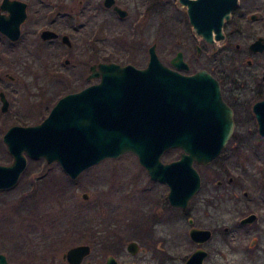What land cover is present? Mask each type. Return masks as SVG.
I'll use <instances>...</instances> for the list:
<instances>
[{"label": "flooded vegetation", "instance_id": "flooded-vegetation-1", "mask_svg": "<svg viewBox=\"0 0 264 264\" xmlns=\"http://www.w3.org/2000/svg\"><path fill=\"white\" fill-rule=\"evenodd\" d=\"M15 1L25 4L26 17L20 25L17 40L12 41L0 32L5 46L11 48L20 43L21 28L27 23V9L32 5L30 3L34 6L31 23L35 29L32 39L23 44V52L17 53L15 61L9 65L23 78H30L33 86L37 85V81L48 84L53 81L66 82L59 88L79 83V47L75 50L72 48V41L79 42V23L68 21V16L61 7L63 0L61 3L60 0H29L30 3ZM240 1L242 0H237L229 19L225 20L221 27L222 38H216L212 32L211 40L207 41L194 33L186 7L178 0L176 2L180 11L177 13L183 12L186 16L185 19L175 17L171 22V42L176 49L175 55L181 52L187 65V69L175 70L187 75L197 72L189 73V65L184 59L183 51L194 46L196 54L199 55L207 48L210 51L206 57L207 69L200 70H206L217 81L221 103L231 112V132L220 154L206 165L193 164L197 171L201 168L210 169L211 165L214 168V176L209 177L206 182L203 183L200 177V188L195 195L204 191L202 203H188L185 209L173 207L168 202V188L165 184L152 181L146 172L145 176L139 172L136 175L134 172L129 173L126 176L124 214L127 242L122 239L117 241L119 236L115 234L117 249L108 253H91L90 248V253L84 255L80 262L77 261L78 264H185L197 249L205 253L202 264H240L235 256L237 253L243 254L244 258L255 257V262L258 261V255L264 253V170L252 174L239 163L244 159L248 165L253 166L256 159L260 158L258 148L264 143L258 119L264 110V0H245L248 7L253 9L246 7L238 12ZM3 2L4 0H0V15L7 17L9 11L1 8ZM159 3L162 8L163 0H159ZM115 4L119 6L116 0ZM106 9L114 12L112 7ZM115 15L117 16L116 13ZM76 17L79 18V11ZM43 31H50L56 36L43 39ZM64 37L67 38L66 41ZM5 54L6 52L0 54V94L7 100L8 107L5 111L2 110L0 97V151L2 148L5 151L0 160L5 159L2 165H9L13 157L3 142L6 131L15 126L27 127L41 123L53 105L43 112L41 106L38 108L34 105L25 106L21 113H10V99L2 76ZM71 64L74 65L71 72L62 75ZM4 75L8 81H15L14 76ZM77 91L79 88L64 94L58 93L54 104L62 96ZM53 97L50 93L49 98L53 100ZM218 109L222 111L220 107ZM24 116L29 119L37 116L40 120L23 121L24 119L20 118ZM179 157L180 153L171 161ZM218 157L223 159L222 164L214 167ZM25 158L26 167L17 183L11 188L0 190V193L15 189L20 179L25 176L30 163H46L43 158H30L27 155ZM43 167L38 166L30 173L27 180L25 179L26 186L23 189L29 188L34 192L37 188H45L63 194L79 177L78 175L70 178L61 169L59 170L62 174L57 175L42 169ZM156 189L160 190L159 194ZM146 194L154 200L153 203L145 202ZM181 219L186 221L184 244L180 239ZM191 228L207 230L210 237L203 242L192 241L189 237ZM131 242L136 244L133 252L127 250V244ZM184 245L186 248L181 250ZM124 246L126 253H121ZM65 252L58 257L55 253H50L45 264H73ZM229 255L232 256L228 257ZM0 256L4 258V262L0 264H35L34 253H0ZM74 261L76 262V259Z\"/></svg>", "mask_w": 264, "mask_h": 264}, {"label": "water", "instance_id": "water-1", "mask_svg": "<svg viewBox=\"0 0 264 264\" xmlns=\"http://www.w3.org/2000/svg\"><path fill=\"white\" fill-rule=\"evenodd\" d=\"M178 2L186 7L194 33L207 41L212 32L222 38L221 27L237 5V0ZM103 4L112 7L121 19L128 15L115 0H104ZM1 8L8 10L9 16L0 15V32L15 41L26 17L25 4L4 0ZM55 36L42 32L43 39ZM175 68L187 69L182 53L178 52L167 66L159 59L155 44L148 48V62L143 68L115 62L91 65L87 80L97 78V83L61 97L41 123L6 131L3 142L13 161L0 164V190L17 183L26 167L25 155L57 163L75 178L105 159L131 153L152 181L168 187L170 205L185 209L200 188V176L193 164L206 165L220 154L232 121L231 112L221 103L217 81L206 70L187 75ZM0 97L5 111L8 102L3 94ZM258 119L264 135V110ZM170 149L181 150L179 159L162 162L163 153ZM189 237L203 242L210 233L191 228ZM135 247L134 242L127 244L130 252ZM65 253L70 262L78 264L90 253V247L81 244ZM204 257L205 253L197 249L185 264H202Z\"/></svg>", "mask_w": 264, "mask_h": 264}, {"label": "rangeland", "instance_id": "rangeland-1", "mask_svg": "<svg viewBox=\"0 0 264 264\" xmlns=\"http://www.w3.org/2000/svg\"><path fill=\"white\" fill-rule=\"evenodd\" d=\"M23 1L30 3L29 0ZM148 1L116 0V3L128 12L127 17L120 19L103 6V0H63L61 7L68 16V21L79 23V42L72 41L74 50L79 47V83L62 88L59 86L66 83L62 80L49 84L37 81L35 82L37 85L33 86L30 78H23L9 65L10 62L15 61L17 53L23 52V44L32 39V32L35 29L31 23L34 6L30 3L32 5L27 9V23L21 28L20 43L7 48L4 40L0 38V54L6 52L3 57L2 76L10 99V113L14 111L21 113L25 106L34 105L38 108L41 106L43 112L54 104L55 96L60 93L64 94L78 88L80 90L89 84L97 83V78L87 80L89 68L93 64L116 62L143 68L147 65L148 48L152 44L156 46L159 59L170 66V60L176 53L171 42V22L178 16L185 19L186 15L183 12L177 13L179 8L176 0H163V9L159 2L155 5L150 1L148 6ZM141 2L147 3V9ZM239 5L238 12L246 7L253 9L248 7L245 0L240 1ZM78 11L79 18L76 17ZM183 52L184 59L189 65V73L207 69L206 57L210 52L207 48H204L199 55L196 54L194 46ZM73 67V64L68 66L62 75L69 74ZM4 74L14 76L15 81H8ZM50 93L54 96L53 100L49 98ZM32 118L24 116L20 119L29 122L39 119L37 116ZM258 150L260 158L256 159L253 166L248 165L244 159L239 161L245 170L249 169L248 172L252 174L264 170V143ZM179 153V149H170L163 153L162 161L169 162L177 158ZM4 154L2 148L0 157ZM218 158L214 167L222 164L223 159ZM4 162L5 159L0 160V164ZM38 166H44L42 169L50 170L51 173L62 174L60 167L55 163L46 164L44 161L30 163L17 187L0 193V253H34L35 264H45L50 253H55L58 257L67 249L77 245H89L91 253H108L117 249L115 245L118 240L127 242L124 218L127 171L132 167L135 175L139 172L145 176V171L133 154L126 153L118 158L99 162L82 172L71 188L67 186L69 190L63 194L45 188H37L34 192L29 188L23 189L26 186L25 179L27 180L30 173ZM210 167V169H198L203 183L214 176L213 165ZM105 176L108 179L104 180ZM156 190L159 194L160 190ZM84 194L86 199L83 198ZM203 195L204 191H200L190 199L189 204L202 203ZM185 228L186 221L181 219L180 239L183 244L186 242L183 234ZM115 234L119 236L117 241ZM185 248L186 245L181 247V250ZM121 251L126 253L125 246ZM235 256L240 264H264V253L258 255L257 262L255 257L244 258L243 254L238 253Z\"/></svg>", "mask_w": 264, "mask_h": 264}, {"label": "bare ground", "instance_id": "bare-ground-1", "mask_svg": "<svg viewBox=\"0 0 264 264\" xmlns=\"http://www.w3.org/2000/svg\"><path fill=\"white\" fill-rule=\"evenodd\" d=\"M128 170H129V171H127V174L133 172V168H132V167H129ZM105 179H108V178L105 176V177H104V180H105ZM54 185H57V184H54ZM146 195H147V194H146ZM146 195H145V196H146ZM145 202H146V203H153L154 200H153V199H150V196L147 195V200H145Z\"/></svg>", "mask_w": 264, "mask_h": 264}, {"label": "trees", "instance_id": "trees-1", "mask_svg": "<svg viewBox=\"0 0 264 264\" xmlns=\"http://www.w3.org/2000/svg\"><path fill=\"white\" fill-rule=\"evenodd\" d=\"M150 1H151V4H155V5H157V3L159 2V0H149L147 2L148 3V6H149ZM147 3L141 2V4L143 5V7L146 8V9H147Z\"/></svg>", "mask_w": 264, "mask_h": 264}]
</instances>
